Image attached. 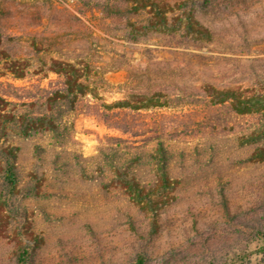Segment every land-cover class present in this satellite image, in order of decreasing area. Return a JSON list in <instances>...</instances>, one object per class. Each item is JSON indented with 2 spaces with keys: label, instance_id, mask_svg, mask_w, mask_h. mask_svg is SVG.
Returning a JSON list of instances; mask_svg holds the SVG:
<instances>
[{
  "label": "rangeland",
  "instance_id": "374dc122",
  "mask_svg": "<svg viewBox=\"0 0 264 264\" xmlns=\"http://www.w3.org/2000/svg\"><path fill=\"white\" fill-rule=\"evenodd\" d=\"M191 2L211 38L145 30L143 16L115 12L123 0H0L11 108L37 114L64 89L51 58L76 63L89 86L71 109L48 111L57 131L14 128L0 142L15 148L17 173L11 193L0 172V264L16 263L29 235L27 264H132L139 252L147 264H264V160L251 157L264 141L246 138L259 115L214 102L207 87H264V0ZM131 94L161 105L110 106ZM163 160L173 186L154 215L115 167L154 185Z\"/></svg>",
  "mask_w": 264,
  "mask_h": 264
},
{
  "label": "trees",
  "instance_id": "16d2710c",
  "mask_svg": "<svg viewBox=\"0 0 264 264\" xmlns=\"http://www.w3.org/2000/svg\"><path fill=\"white\" fill-rule=\"evenodd\" d=\"M124 6H116L115 12L141 15L144 17L143 29L156 32L174 33L183 31L197 39H209L210 31L196 19L193 2L179 0L169 2L167 0H123ZM109 7V6H108ZM1 42V37H0ZM5 53V52H2ZM5 62H7V54ZM3 57L0 56V61ZM19 60L10 58L9 69L18 77L23 75V70L18 69ZM48 69L64 78V89L56 90L47 97L45 104L41 103L37 114L25 110L16 112L10 107V102L0 96V142H4L10 129H16L24 135H31L32 132L57 131L60 124L48 111H57L61 104H67L70 109L74 106L77 98L89 92L86 82V75L82 68L72 61L51 58ZM209 95L216 103H228L230 108L238 114H258L259 126L252 130L246 137L250 140L264 141V87L255 89L222 88L218 89L208 85ZM31 105H35L31 103ZM161 105L159 101L152 100L147 94H131L123 99L116 100L110 106L118 108L143 109L151 106ZM41 110H44L41 111ZM159 150L163 151V148ZM251 157L255 160H264V143L257 146ZM16 152L10 145L0 146V172L4 187L8 192L13 193L16 189L17 173L15 168ZM117 177L126 189L129 197L140 208L151 211L156 215L157 210L170 201L162 190L172 188L173 180L166 173L165 161L159 168L158 178L154 185L141 184L134 174L129 178L122 179L124 172L115 167ZM28 242L22 244L17 252L15 264H27L31 250L36 243L35 237L29 235ZM132 264H147L144 253L136 254Z\"/></svg>",
  "mask_w": 264,
  "mask_h": 264
}]
</instances>
